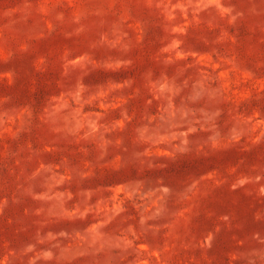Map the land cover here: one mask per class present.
Instances as JSON below:
<instances>
[{"label": "rangeland", "instance_id": "obj_1", "mask_svg": "<svg viewBox=\"0 0 264 264\" xmlns=\"http://www.w3.org/2000/svg\"><path fill=\"white\" fill-rule=\"evenodd\" d=\"M0 264H264V0H0Z\"/></svg>", "mask_w": 264, "mask_h": 264}]
</instances>
